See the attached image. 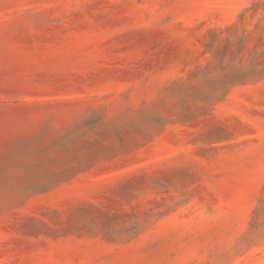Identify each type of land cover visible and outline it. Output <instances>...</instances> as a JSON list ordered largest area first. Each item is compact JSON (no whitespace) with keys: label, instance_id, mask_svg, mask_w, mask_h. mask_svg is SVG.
Listing matches in <instances>:
<instances>
[{"label":"rangeland","instance_id":"1","mask_svg":"<svg viewBox=\"0 0 264 264\" xmlns=\"http://www.w3.org/2000/svg\"><path fill=\"white\" fill-rule=\"evenodd\" d=\"M0 264H264V0H0Z\"/></svg>","mask_w":264,"mask_h":264}]
</instances>
